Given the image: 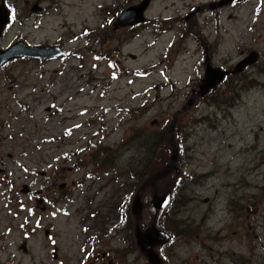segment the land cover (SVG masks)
Instances as JSON below:
<instances>
[{
  "label": "rangeland",
  "instance_id": "1",
  "mask_svg": "<svg viewBox=\"0 0 264 264\" xmlns=\"http://www.w3.org/2000/svg\"><path fill=\"white\" fill-rule=\"evenodd\" d=\"M7 1L0 47L66 54L0 69V264H151L131 204L170 162L171 135L175 169L142 191L143 228L154 197L171 196L157 216L174 233L162 264H264V1L152 0L133 28L114 23L141 0H52L27 18L35 0ZM201 41L230 74L181 110L204 83Z\"/></svg>",
  "mask_w": 264,
  "mask_h": 264
},
{
  "label": "water",
  "instance_id": "2",
  "mask_svg": "<svg viewBox=\"0 0 264 264\" xmlns=\"http://www.w3.org/2000/svg\"><path fill=\"white\" fill-rule=\"evenodd\" d=\"M152 0H141L139 3L131 5L127 7L117 18L114 25L118 26H134L140 23H144L147 21L146 11L148 10ZM233 0H220L218 2H212L208 4L206 7L208 8H216L222 7L226 3H230ZM35 10L39 9L38 7H34ZM9 23V11L4 7V5H0V37L2 36L3 29ZM64 54L62 48L58 46H45V45H29L23 41H18L12 44L7 49H0V66L7 61L14 60L20 57H32V58H52L56 56H61ZM258 58L257 52H252L247 58L243 59L235 68V72H239L241 69H244L247 65L255 62ZM207 69L206 75L203 79V82L200 85V91L193 95L192 99L183 107L184 110L188 106H190L197 96H203L207 94L211 89L217 87L224 77L229 73L224 71L221 68L212 67L209 61H207ZM180 112V111H178ZM176 113V117L178 115ZM176 120V118H175ZM173 131V125L171 126V132ZM171 144L173 147V154L171 162L162 170L155 173L152 177H150L147 181H145L141 187L139 188L134 202L132 204V211L136 215L137 222V231L136 238L137 243L141 247V249L147 253L149 261L151 264H162L161 258L157 251L154 249L155 245L162 244L168 241L169 235L162 230H160L156 226V219L153 224L148 227L146 230H142L140 227V221L142 218V212L144 209V202L141 199L140 192L145 189L147 185H153L156 187V183L159 179L164 178L171 170L176 167V162L178 159L179 151L178 147L174 141V135L171 138ZM30 188L28 185H25L24 192H29ZM167 200V195L163 196H155L154 197V206L156 212L158 213L161 207L165 204Z\"/></svg>",
  "mask_w": 264,
  "mask_h": 264
},
{
  "label": "flooded vegetation",
  "instance_id": "3",
  "mask_svg": "<svg viewBox=\"0 0 264 264\" xmlns=\"http://www.w3.org/2000/svg\"><path fill=\"white\" fill-rule=\"evenodd\" d=\"M52 0H35L34 2H27V9H25V12H24V18H27V17H31V16H33V15H38V16H40V15H43L44 13H46L48 10H50V2H51ZM34 4H38L39 5V7H41V9H39V10H37V11H33V5ZM30 7V8H29ZM6 30V29H5ZM5 30H4V32H3V35H4V33H5ZM23 41H25V42H28L29 44H34V43H31V42H29V41H27V40H23ZM11 44V43H10ZM9 44V45H10ZM201 45H204V47H205V53H206V47H207V49H208V53H210V50H209V44L207 43V44H204V42H201L200 43ZM9 45H7L6 47H1V48H7ZM59 46V45H58ZM210 55H211V53H210ZM23 59H33V60H41V59H34V58H23ZM17 60V59H16ZM12 61H15V60H12ZM12 61H10V62H7V63H4V64H2L1 66H0V69H3V68H5L6 66H8ZM102 243H103V235H102ZM210 257H212L211 255H210ZM102 258H103V253H102ZM102 264H103V260H102Z\"/></svg>",
  "mask_w": 264,
  "mask_h": 264
},
{
  "label": "trees",
  "instance_id": "4",
  "mask_svg": "<svg viewBox=\"0 0 264 264\" xmlns=\"http://www.w3.org/2000/svg\"><path fill=\"white\" fill-rule=\"evenodd\" d=\"M134 172H135V169H134ZM136 172H141V170H136ZM136 176H138L139 177V179H141L142 178V174L141 173H136ZM177 196V195H176Z\"/></svg>",
  "mask_w": 264,
  "mask_h": 264
}]
</instances>
